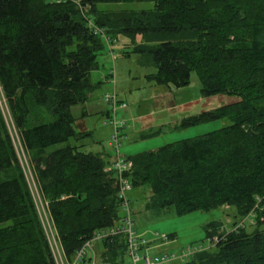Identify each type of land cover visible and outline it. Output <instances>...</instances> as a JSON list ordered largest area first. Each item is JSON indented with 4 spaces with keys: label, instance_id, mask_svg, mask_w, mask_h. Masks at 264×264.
Segmentation results:
<instances>
[{
    "label": "trees",
    "instance_id": "16d2710c",
    "mask_svg": "<svg viewBox=\"0 0 264 264\" xmlns=\"http://www.w3.org/2000/svg\"><path fill=\"white\" fill-rule=\"evenodd\" d=\"M143 2L153 8L99 9ZM92 27L114 44L126 39L140 63L156 69L146 77L156 86L183 89L194 73L201 96L238 98L180 127L229 126L127 158L129 178L133 190L150 191L151 211L184 216L226 206L239 219L229 232L209 224V246L178 264H264V0H0V89L65 260L120 220L116 179L105 171L111 156L69 144L87 135L75 130L70 108L99 87L90 73L104 42ZM248 215L251 232L238 226ZM6 223L0 264H55L0 109V225ZM94 250L95 264H124L122 235L101 239ZM92 260L85 255L78 264Z\"/></svg>",
    "mask_w": 264,
    "mask_h": 264
},
{
    "label": "rangeland",
    "instance_id": "374dc122",
    "mask_svg": "<svg viewBox=\"0 0 264 264\" xmlns=\"http://www.w3.org/2000/svg\"><path fill=\"white\" fill-rule=\"evenodd\" d=\"M152 8L153 4L146 2L99 6L102 10L140 11ZM127 43L129 44L126 39H118L117 43L111 46L112 54L108 52V47L104 44V50L97 58L98 67L90 73V81L99 84V87L93 91L84 104L70 108V113L75 119V130L87 135L77 141L70 140V145L78 146L79 150L84 153L111 156L108 144L112 128L106 117V113H110V106L105 102L104 97L113 93L126 106L125 109H119L116 112V119L124 123L119 149L120 155L124 158L141 152L154 151L174 142L203 136L231 124L228 120H219L181 128V123L185 119L235 103L238 98L230 95H216L207 98L201 96L200 84L194 73L190 75L189 85L183 89L156 86L146 78L155 74L156 69L153 66L142 65L139 56L132 52L133 46H128ZM111 71H114V77L112 81H108L106 79ZM0 109L34 197L46 238L56 257L57 263L55 264H73V260H65L55 239L54 231L51 229L49 218L45 214L29 170V160L20 148L11 114L1 89ZM159 128L161 131L158 135L144 138L143 134ZM141 131H143V136H138ZM62 146H55L51 150ZM128 195L131 197L134 210L133 228L137 235L142 236L144 233L143 238L149 243L155 241V233L173 236L164 247L153 250L156 254L150 253V250L151 255L179 254L188 246L207 248L209 242L206 238V229L209 224L217 223L220 227L219 233L229 232L233 222L239 220L235 218L234 211L226 206L208 212H193L184 216H176L172 209L151 211L145 208L151 196L150 191L145 187L134 189ZM8 224L0 225V228ZM245 229L248 232L254 230L247 222ZM123 260L124 264H128L126 255ZM178 263L176 261L166 264Z\"/></svg>",
    "mask_w": 264,
    "mask_h": 264
},
{
    "label": "built area",
    "instance_id": "2783aa9c",
    "mask_svg": "<svg viewBox=\"0 0 264 264\" xmlns=\"http://www.w3.org/2000/svg\"><path fill=\"white\" fill-rule=\"evenodd\" d=\"M67 0H51L56 4L65 3ZM91 26V25H90ZM95 33L100 34L104 44L108 47V52L112 54L111 46L115 41L106 37L102 30L92 27ZM114 77V71H111L108 75V81H112ZM105 102L110 106V113L107 115V119L112 128L109 137V147L111 150V158L105 171L113 174L116 179L118 187V199L120 201V220L117 225H114L108 230H103L95 233L91 240L87 241L83 248L79 251L75 257L73 264H78L79 259L85 255H91L93 260L91 264H95L94 246L101 239L108 238L110 236L122 235L125 239V251L128 258V264H166L171 262L184 263L188 261L193 255L204 250L205 248L187 247L181 250L179 254H162L161 256L151 255L149 253V242L145 241L143 236L136 234L133 228V209L132 202L129 197V193L132 192V183L129 178V173L132 169V163L127 158L120 155L119 149L122 139L123 122L116 119V112L119 109H125L126 106L117 99L116 94H107L104 97ZM252 215H248L238 223L239 227L245 226V223L252 224ZM155 241L160 242V245L165 246L170 240L169 236L154 234ZM216 239H214L215 241ZM56 261V257L54 256Z\"/></svg>",
    "mask_w": 264,
    "mask_h": 264
},
{
    "label": "crops",
    "instance_id": "0c3cea01",
    "mask_svg": "<svg viewBox=\"0 0 264 264\" xmlns=\"http://www.w3.org/2000/svg\"><path fill=\"white\" fill-rule=\"evenodd\" d=\"M107 80V79H106ZM106 80H105V82H106ZM86 115H88V114H86ZM85 115V116H86ZM107 115H108V113H106V117H107ZM160 129V128H159ZM142 133H143V131H141L139 134H138V136H141L142 135ZM107 155H109V154H107ZM130 199H131V197H130ZM131 206H132V204H131ZM132 209H133V206H132ZM133 212H134V210H133ZM143 235V237H144V233H142ZM149 246H150V253H154V254H156L155 252H153V250L155 251V250H157V249H159V248H162V247H164L163 245H160L159 243H158V241H154V242H150L149 243ZM159 253V252H158Z\"/></svg>",
    "mask_w": 264,
    "mask_h": 264
}]
</instances>
